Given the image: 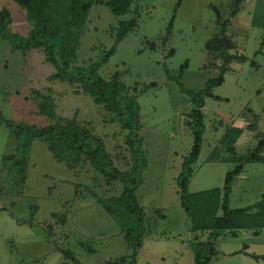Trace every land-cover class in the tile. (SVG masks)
I'll list each match as a JSON object with an SVG mask.
<instances>
[{"label":"rangeland","instance_id":"rangeland-1","mask_svg":"<svg viewBox=\"0 0 264 264\" xmlns=\"http://www.w3.org/2000/svg\"><path fill=\"white\" fill-rule=\"evenodd\" d=\"M4 9L10 12V31L27 37L32 25L26 12L16 0H0ZM131 11L117 17L108 6L94 5L77 30L80 44L72 69L84 68L86 80L92 65L115 51L97 76L109 81L119 74L137 99L141 153L132 154L120 121L95 104L81 84L51 79L57 69L42 50L14 51L1 35L0 113L15 125L45 127L54 122L42 112L50 98L57 118L76 117L88 125L118 170L142 178L137 197L149 235L136 264H195L191 243L196 234L178 186L195 145L186 124L191 99L181 89L198 93L220 76L224 56L206 48L216 39L224 36L233 43L229 56L246 58L230 63L224 84L206 98L202 149L189 185L190 194L223 190L228 174L254 153L264 135V0H135ZM128 21L134 25L118 42ZM179 77L180 83L175 81ZM254 119L257 127L248 130ZM232 124L244 133L223 142ZM20 145L0 123V264H72L64 252L79 264H108L128 255L125 234L135 222L119 201L124 184L73 157L57 161L40 140L27 152L25 171H12L16 159L9 164L3 158L15 156ZM135 168L141 169L136 173ZM231 188V209L260 203L264 163L247 165ZM217 249L220 255L212 264H264V230L226 233Z\"/></svg>","mask_w":264,"mask_h":264},{"label":"trees","instance_id":"trees-1","mask_svg":"<svg viewBox=\"0 0 264 264\" xmlns=\"http://www.w3.org/2000/svg\"><path fill=\"white\" fill-rule=\"evenodd\" d=\"M16 2L26 12L32 29L27 37L12 33L9 29L10 12L4 9L0 11V35L3 39L12 44L14 51L26 53L32 49L42 50L47 60L57 69V73L51 79L68 82L71 85L81 84L83 92L93 98L95 104L104 106L114 116L113 121H120L123 130L128 132L127 145L132 154L137 156L141 153L142 140L139 136L142 130L141 108L137 99L122 83L119 74L109 81L97 76L101 66L108 62L115 51H110L102 61L92 65L90 77L86 80L83 76L84 68H76V71L72 69L77 60V49L80 44L77 30L85 26L86 17L93 6L106 5L115 16L123 17L131 14L135 0H16ZM122 24L123 29L117 38L118 42L124 41L134 22L128 21ZM206 48L217 54V57L224 56L220 76L209 81L201 92L195 93L183 87L181 89L191 99L192 108L187 114L186 124L193 132L195 145L183 163L178 186L181 206L189 218L191 231L196 234L191 243L195 264H212L220 255L217 242L226 233L237 235L240 231L254 230L257 235L264 230V196L260 203L252 207L245 209H231L230 207L233 179L241 176L247 165L264 163V135L254 153L238 161L235 171L228 174L223 190L213 189L196 194L189 193V185L194 177L195 166L202 149L206 98L213 97L214 88L224 84L230 63L235 59L246 60L242 56L228 55L234 45L224 36L208 43ZM175 81L180 83L181 77ZM134 91L137 93V89ZM46 103L49 106L48 109ZM43 104L45 108L42 112L54 120L52 124L45 127L15 125L0 113V123L5 125L17 140L21 141L15 155L19 157L8 156L4 157L3 161L9 163L16 159L11 165V170L23 173L29 163L27 152L32 142L40 140L50 146V151L57 161L63 162L73 157L77 160V164L91 165L107 180L121 181L124 184V192L119 201L124 207V215L134 219L135 225L130 227L125 234L129 254L108 264H136L145 238L149 235L145 223V210L137 197L142 178H130L118 170L104 141L96 136L88 125L79 122L76 117L73 119L57 118L50 98H45ZM256 127L254 119L247 129L254 130ZM243 133V129L232 124L223 142H227L231 137H240ZM230 145L233 146L231 143ZM229 148L234 151L233 147ZM139 169L141 168H135L134 171L137 173ZM106 210L112 213L111 209ZM63 255L72 264H79L71 253L64 252Z\"/></svg>","mask_w":264,"mask_h":264},{"label":"crops","instance_id":"crops-1","mask_svg":"<svg viewBox=\"0 0 264 264\" xmlns=\"http://www.w3.org/2000/svg\"><path fill=\"white\" fill-rule=\"evenodd\" d=\"M246 252V251H245ZM235 253H229L228 255H234Z\"/></svg>","mask_w":264,"mask_h":264}]
</instances>
